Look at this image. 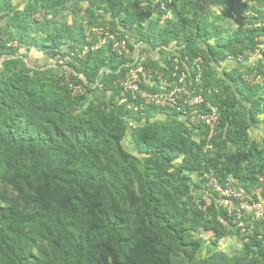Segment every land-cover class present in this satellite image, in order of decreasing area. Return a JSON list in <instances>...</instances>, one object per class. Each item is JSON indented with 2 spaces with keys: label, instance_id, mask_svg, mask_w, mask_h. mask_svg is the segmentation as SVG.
Here are the masks:
<instances>
[{
  "label": "trees",
  "instance_id": "16d2710c",
  "mask_svg": "<svg viewBox=\"0 0 264 264\" xmlns=\"http://www.w3.org/2000/svg\"><path fill=\"white\" fill-rule=\"evenodd\" d=\"M14 1L0 0V12L7 10L13 17L7 27L15 26L18 31L31 34L39 31L40 24L29 19L39 9L45 11L50 19L56 18L59 11L53 8L61 4L62 0H29L25 3L26 7L15 5ZM109 4L112 7L109 11L111 15L116 8L120 10V14L117 12L119 16L124 11L121 0H109ZM175 5L173 1L168 6L171 13L175 11ZM181 18L182 22L188 24V20ZM166 20L168 24L158 33L159 39L154 41L150 37L142 41L150 45L153 51L156 46L167 45L173 21L171 18ZM13 21H20V24H13ZM47 24H51V21ZM64 31L69 33L71 28L65 26ZM204 34L207 36L206 31ZM23 38L21 35V38L12 39L9 43L0 41V65L3 66L0 76V139L7 138L14 143L30 145L41 144L53 152H71L76 156L82 154L87 139L98 134L119 143L128 133L125 121L130 111L126 109L125 102L116 104L114 99L121 95L117 81L123 77L124 65L130 60L122 57V60L117 61L121 64L118 73L115 68L114 71L109 69L107 66L114 64L116 56H119L110 46L73 59L69 62L74 71L71 81L86 89L83 94L74 95L66 74L59 75L55 71V76L46 79L35 77L26 70L18 59L19 53L17 54L23 45ZM58 38L57 34H49L44 43L37 47L57 63L60 60L57 59L60 53ZM14 43H17L16 47L13 46ZM82 44L84 39H72L68 51L60 58L69 55ZM209 46L210 57L204 55V62L215 64L227 56L216 53L214 47ZM105 50L112 51V57L107 58V65L101 67L105 64V60L101 58L100 66L97 63L91 65ZM182 52V61L186 58L193 61L200 54H205L190 39ZM230 52L237 56L235 50ZM144 66L147 67V64ZM184 68L185 64L182 63L178 73L184 72ZM173 71L169 70L171 74ZM154 76L157 78V75ZM200 80L204 79L201 77ZM231 80L236 95L223 98L203 82L205 100L217 105L220 117L212 144L213 147L221 146L223 150L213 157L209 156L212 152L204 150L206 139L201 143L196 141V134L187 123L178 120L177 110L171 107L158 109L152 105L142 107L141 102L133 100L130 95L124 97L129 102L136 103L140 109L138 113L144 115L137 117L140 126L130 132L133 133V149L139 157L126 155L131 160L142 198V207H131L125 218L131 237L126 264H264V222L248 225L250 235L242 234L240 227L233 223L226 211L218 207L215 193L208 194L211 203L201 198L196 199L192 191L193 183L189 178L193 174L199 177L210 174L221 183H226L231 177L238 185L249 187L260 176H264V147L251 137L254 127L263 125L264 129V119L261 117L264 116V85H252L240 73L231 77ZM101 84L104 86L99 87ZM39 86L41 91L37 90ZM142 87L145 89L144 84ZM93 89L102 90L106 95L107 100L103 104L88 100ZM243 104L246 106L244 112L238 107ZM80 108L81 111L75 112ZM152 112L165 115L166 120L151 122ZM242 113L245 114L244 117ZM194 128L199 129L204 136L209 134L208 129L203 126ZM180 156H183L182 163L176 165L175 161ZM69 188L71 194L62 191L48 205L46 219L80 253L83 246L78 234L89 216V208L81 187L70 184ZM20 196L25 200L23 191H20ZM8 220L26 222V218L15 208L0 212V224ZM200 232L212 233L215 236V246L218 240L235 232L243 237V251L238 255H230L216 250L200 257L206 244L198 236ZM65 259L63 242L58 244L54 261L43 262L25 247L17 245L0 229V264H62ZM85 264H95L91 253L87 255Z\"/></svg>",
  "mask_w": 264,
  "mask_h": 264
},
{
  "label": "rangeland",
  "instance_id": "374dc122",
  "mask_svg": "<svg viewBox=\"0 0 264 264\" xmlns=\"http://www.w3.org/2000/svg\"><path fill=\"white\" fill-rule=\"evenodd\" d=\"M28 1L14 2L15 5L24 7ZM173 1L176 5L175 11L170 12L173 22L170 24L172 32L167 36V45L156 46L153 51L150 45L142 41L150 37L154 41L158 38V33L168 24L167 20L163 21L166 15L163 9H168ZM121 3L124 11L119 16V8L112 15L109 13L112 10L109 0H62L61 4L53 8L59 11L56 18L50 19L45 11L39 9L29 19L40 24L39 31L31 34L20 32L15 26L7 27L13 17L9 11H1L0 41L9 43L23 35L24 42L17 52L18 59L35 77L51 79L55 71L59 75L69 76L74 71L68 64V67L62 65L61 60L57 63L48 58L46 52L38 50L37 47L44 43L49 34L59 36L60 53L57 59H61V55L68 51L72 39L85 41L87 36L93 38L100 28L107 25L118 36L127 33L133 44L143 43L141 51L145 54L144 65L147 64L146 80L143 83L145 89L166 97L164 106L155 107L177 110L178 120L187 123L196 134L194 139L199 143L205 139L207 141V136L194 128L200 127V124L194 123H202L207 119L200 116L204 114L203 101H206L203 82L221 98L236 95L231 77L239 73L252 85H264V0H121ZM181 17L188 20V24L182 22ZM50 21L51 24H47ZM15 23L19 25L20 21H13ZM65 26L71 28L69 33L64 31ZM11 37L13 38L9 40ZM189 39L205 54H200L193 61H188L187 58L182 61L181 54ZM209 45L214 47L216 53L227 56L215 64L204 62V55L210 57ZM13 46L16 47L17 43ZM77 48L79 46L75 49ZM129 50L132 55L134 49L130 47ZM232 50L236 51V57L230 52ZM111 52L103 51L94 63L89 64L97 63L100 66L101 58L105 60L101 67H105L107 58L112 57ZM122 57L128 59L120 54L112 64L115 66L110 64L107 67L120 72L121 64L117 61L122 60ZM182 63L185 64L184 72L179 74ZM166 69L174 71L171 74ZM2 73L3 66L0 65V76ZM201 77L203 81L200 80ZM101 85L99 87L104 86ZM37 90L41 91L40 86ZM124 97L119 95L114 99L116 104L125 102L126 109L130 111L125 121L128 133L119 143L98 134L87 139L82 154L76 156L71 152H53L41 144L30 145L14 143L7 138L0 139V212L15 208L26 218V222L8 220L0 224V229L39 260L52 263L58 244L63 242L66 259L62 264H85L89 253L93 255L95 264L127 263L131 237L125 218L131 207H142V198L131 160L126 155L139 157L133 149V133L130 132L140 126L137 117L144 115L138 113L140 109L136 103L129 102ZM105 99L106 95L102 90L93 89L88 100L103 104L107 100ZM238 107L243 112L246 109L244 104ZM81 110L82 108L75 112ZM152 113L151 122L166 120L165 115ZM244 115L242 113V117ZM261 117L264 119V116ZM251 135L264 147L263 125L254 127ZM221 150V146H215L208 152H212L209 156L213 157ZM182 157L175 161L176 165L182 163ZM189 178L193 183L192 191L196 199L208 200V194L214 193L211 183L214 176L204 174L199 177L193 174ZM70 184L81 187L89 208V216L78 234L83 246L80 253L46 219L47 207L55 201L56 196L62 191L71 194ZM20 191H23L25 200L21 198ZM198 236L206 241L200 257L216 250L230 255H238L243 251V237L235 232L218 240L216 246L213 245L215 236L212 233L200 232Z\"/></svg>",
  "mask_w": 264,
  "mask_h": 264
},
{
  "label": "built area",
  "instance_id": "2783aa9c",
  "mask_svg": "<svg viewBox=\"0 0 264 264\" xmlns=\"http://www.w3.org/2000/svg\"><path fill=\"white\" fill-rule=\"evenodd\" d=\"M167 18H171L172 14L167 8H164ZM110 46L116 53L127 56L129 63L124 65L125 72L117 83L121 88V95H130L133 100L140 101L141 106H164L166 97L164 94H153L144 89L143 83L146 80L145 71V54L142 53L143 43L133 44L131 37L127 33L118 36L110 30L109 25L105 28H100L95 37L87 36L84 44L79 48L74 49L69 55L60 59L62 65H69L75 58H82L90 52L98 51L102 48ZM130 47H133L134 52L131 55ZM131 55V56H130ZM68 67V66H67ZM66 79L70 82V87L73 89L74 95H81L85 92V87L81 84L77 85L71 81V76L66 74ZM205 110L200 116L207 117L202 121L200 127L208 129L207 142L205 151L213 149L212 139L216 135L217 126L220 122L219 111L217 106L212 105L208 101H203ZM210 110V111H209ZM209 111V112H208ZM214 186V193L217 195L218 207L224 209L229 218H232L234 224L240 227L242 234L248 236L251 230L248 225H254L257 222H264V176H260L258 180L249 187L238 185L234 179H229L226 183H221L216 178L211 179ZM211 203L212 200L208 199ZM222 223H225L221 220ZM226 224V223H225Z\"/></svg>",
  "mask_w": 264,
  "mask_h": 264
}]
</instances>
